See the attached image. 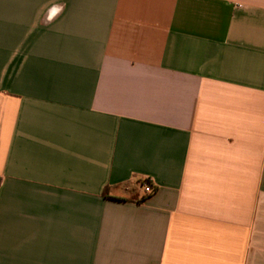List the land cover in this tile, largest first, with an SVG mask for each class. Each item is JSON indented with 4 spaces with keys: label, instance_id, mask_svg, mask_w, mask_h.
Listing matches in <instances>:
<instances>
[{
    "label": "crops",
    "instance_id": "0c3cea01",
    "mask_svg": "<svg viewBox=\"0 0 264 264\" xmlns=\"http://www.w3.org/2000/svg\"><path fill=\"white\" fill-rule=\"evenodd\" d=\"M0 264H264V0H0Z\"/></svg>",
    "mask_w": 264,
    "mask_h": 264
},
{
    "label": "built area",
    "instance_id": "2783aa9c",
    "mask_svg": "<svg viewBox=\"0 0 264 264\" xmlns=\"http://www.w3.org/2000/svg\"><path fill=\"white\" fill-rule=\"evenodd\" d=\"M143 188V193L146 194H150L153 191L152 185L150 183H145L142 186Z\"/></svg>",
    "mask_w": 264,
    "mask_h": 264
}]
</instances>
